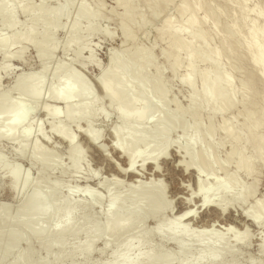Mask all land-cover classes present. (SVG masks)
<instances>
[{"label": "bare ground", "instance_id": "bare-ground-1", "mask_svg": "<svg viewBox=\"0 0 264 264\" xmlns=\"http://www.w3.org/2000/svg\"><path fill=\"white\" fill-rule=\"evenodd\" d=\"M31 1L33 0H0L2 61L6 62L9 50L26 49L30 37L36 34L38 24H42L44 29L42 40L33 45L37 72L20 74L15 78L11 90L18 94V99L14 100L0 93V141L8 140L13 147V156L31 163L39 171H54L57 168V158L43 153L42 148L33 140L35 134H42L40 126L27 121L30 120L32 111L39 109L43 102L49 100L61 103L62 112L51 107L41 108L40 111L49 122L51 132L66 145L69 159L75 156L78 148L76 138L69 134L68 127L73 124L79 128L82 122L91 124L88 120L98 113V100H95L90 87L75 71L65 65L49 68L47 60L54 51L66 54L74 46L75 39L81 32L80 19L90 22L87 32L82 34H92L95 12L89 7H83L82 0H63V4H56L51 9L45 8L42 3L33 4ZM24 2L30 3L21 9L26 18L23 30L21 33L14 30L12 36L5 37L2 34L4 26L8 27L5 29L17 26L13 20L7 21L10 19L12 5L20 7ZM114 2L123 7L120 20L128 19L127 12L133 9L132 1ZM152 2L151 8L155 13L157 4ZM221 2L233 4L239 16L222 12ZM248 2L249 0H212V3L205 4L199 0H182L176 6L181 24L174 26L170 17L162 20L159 37L169 39L162 57L166 62L171 60L168 64L170 72L174 75L182 60L187 63L186 71L179 78V85L187 88L189 93L186 108L180 107L174 99H167L170 91L162 81L158 69L153 77L148 76V65L153 62L150 53L140 48L130 51L126 46L134 41V29L142 28L145 17L128 19L130 26L121 24L118 33L123 43L109 53L108 61L96 81L109 111L116 116L110 129L111 146L124 162L123 166L108 157L104 153L106 150H102L104 148L98 150L115 173L110 184L105 187L107 205L101 214L103 223H97L91 212L103 203L102 199L91 195L88 203L81 204L74 200V189H69L67 196L62 199L59 196L60 186L50 184L41 177L22 193L16 208L0 210L4 211L0 220V264H36L30 245L26 251L18 250L21 243H30L31 239L42 242L43 251L50 256L49 261L67 260L61 263L76 264L75 258L80 257L82 260L78 264H91L88 258L95 240L104 237L109 238L107 242H112L123 236L124 240H119L106 264H235V246L247 248L250 245V231L264 232V204L253 200L252 193L241 190L235 177L227 172L226 162L217 158L216 148L209 141L214 129L209 124L207 134H202L201 124L198 122L199 111L197 112L195 105L199 103L212 114L222 113L234 105L235 93H238L239 100L244 105L243 136L233 133L229 120L224 121L217 130L223 135V142L229 139L233 143L226 153L227 161L236 158L237 170L251 172L250 163L239 147L243 141L253 150L252 156L264 160V104L255 112L254 106L247 103V98L255 93V83L251 77H247L235 89L230 74L221 63L222 58L231 53L245 56L244 61L252 67L257 81L264 84V9H246ZM67 7H70L69 14L66 13ZM224 15L228 16L227 23L223 20ZM248 15L253 17L246 25L244 17ZM64 16L67 18L66 22L60 27L59 22ZM59 28L63 35L68 36L62 44L54 43L52 38L53 32ZM209 31L218 35L219 46L213 45ZM74 58H81L79 52L74 53ZM199 63H209V66L199 71ZM27 97L28 100L25 99ZM76 98L80 100L74 102ZM171 105L175 106V110L169 109ZM186 114L193 119L190 124L185 120ZM100 118H108L107 113ZM86 125L81 134L89 139L92 133L88 126L86 129ZM176 131L181 136L172 142L169 138ZM100 138H97V143ZM90 142L93 146L92 141ZM173 144L176 150L173 152L176 157L174 168L183 173L189 172L194 177L193 189L189 185H180L186 191V196H176L177 200H181L182 206L174 214L172 202L165 199V189L161 185L162 168L160 169V161L169 160L168 150ZM147 170L150 171L148 174ZM220 171L224 178L213 179L209 184L207 179H212ZM25 177L24 173L23 178ZM126 178L129 182L124 188L122 183L127 181ZM85 191L92 193L89 188H85ZM233 208L241 219L240 232L234 231L235 228L231 227L233 224H225V228L220 227L217 222L209 221L199 227L194 225L199 222L202 209H213L218 218L228 211H234ZM78 210L82 211L80 216H77ZM165 214L173 216L169 219L163 216ZM158 215L160 220L154 229L143 234L146 221H154ZM218 230H224L232 240L215 236ZM47 236L51 238L45 239ZM81 236L85 237V241L64 254L66 239ZM153 239L161 243V248L155 246ZM164 244L174 247L175 252L171 254L163 251ZM54 249L57 253L51 255ZM258 252L264 253V234L261 235Z\"/></svg>", "mask_w": 264, "mask_h": 264}, {"label": "rangeland", "instance_id": "rangeland-1", "mask_svg": "<svg viewBox=\"0 0 264 264\" xmlns=\"http://www.w3.org/2000/svg\"><path fill=\"white\" fill-rule=\"evenodd\" d=\"M133 9L127 12V17L129 20H135L140 16L145 17V22L142 25L141 29H134V43H127L126 46L130 51H136L138 48L147 50L150 53L153 62L148 65L147 73L149 77H153L156 74L158 69L161 74L162 81L167 85L169 89V94L167 99L169 101L175 100L180 107L186 108L188 90L179 85V78L184 74L187 69V63L182 60L180 67L175 71V74L172 75L168 68L169 60H166L162 57V51L166 48L169 43V39L164 37L160 39L159 29L162 25V20L165 17H170L173 21L174 26L181 24V18L179 17L176 6L182 0H131ZM154 1L157 4V10L155 13L152 11L151 4ZM194 1V0H190ZM202 3L208 4L212 3V0H199ZM63 0H33L31 3L39 4L42 3L43 6L47 9L54 8L56 4H63ZM30 2H24L20 7L12 5L11 14L6 18L7 21L13 20L16 22L17 26L14 29H5L8 28L4 26L2 28V34L5 37L12 36L15 32H20L23 30V24L26 21V18L22 12V7H25ZM222 12H228L233 14L234 17H238L239 13L235 10L233 4H226L224 2L220 3ZM83 7H89L95 12V17L93 20L94 32L92 34H82L87 32L90 22L84 19H80L81 32L75 39L74 46L66 53L62 54L60 51H54L47 60V67L54 68L59 65H65L66 68L75 71L81 78L87 83V85L92 90L93 96L97 105V113L95 116L88 120L91 124L82 122L79 125V128L71 124L68 127L69 134L75 136L77 143V150L75 156L72 159H69V154L66 145L61 142L56 136L51 132L49 128V122L43 116L40 111L41 108L51 107L62 112V105L59 102L45 101L43 102L39 109H34L31 116L27 122L35 123L40 126L42 134H35L33 137L34 142H36L41 148L43 153L46 155L52 154L57 158V168L54 171H39L31 163H27L12 154V146L8 140L0 141V210L14 209L20 202L22 193L27 191L30 186L33 185L38 179L44 177L47 179L48 183L56 184L60 186L59 196L63 199L67 196L69 189H74L76 192L74 194V200L80 202L81 204H86L90 201L91 195H95L102 199L103 203L97 205L95 209H92L93 219L99 223H103L102 213L104 210L105 201L107 199V191L105 189L106 184H110L112 176L115 174L111 169L109 163L104 161L101 157L99 149L105 151L104 153L113 160L121 163L124 166L122 159L118 157V154L112 149V134L110 129L116 121V116L109 111L106 100L103 99L102 91L99 89L96 81L101 73V69L106 65L108 61V55L110 52L119 48L123 43V39L120 37L118 31L121 24L130 26V21L125 19L124 21L120 20V14L123 13V7L117 5L114 0H82ZM256 7V9H264V0H249L247 8L250 9ZM135 9V10H134ZM66 13H70V7L66 8ZM252 15L244 17V23L249 24V21L252 19ZM66 16L62 17L59 25L62 27L66 22ZM228 16H223L225 23L228 22ZM15 30V32H14ZM43 25L38 24L36 26V34L31 36L29 39L28 46L26 49H11L7 52L6 62L2 61L0 58V93L5 94L6 96L16 100L18 99V94L11 90V86L16 77L20 74H31L35 73L38 70V64L35 59V50L33 45L42 40ZM14 32V33H13ZM212 35V43L215 47L219 46L218 35L213 31H209ZM67 35H63L61 28L58 31L53 32V41L56 44H62ZM185 38V36H184ZM79 52L81 56L80 59L74 58V53ZM245 56H240L238 53H231L227 57H223L221 63L223 64L224 70L230 74L233 86L236 89L244 78L251 77L255 83L254 90L255 93L253 96L247 98V103L252 104L255 112L258 111V108L264 104V84L261 81H257L255 72L252 70V67L245 60ZM156 65V66H155ZM209 66V63H199L197 65V70L206 69ZM156 67V68H155ZM4 68V69H3ZM251 79V80H252ZM236 101L234 105L225 112L212 114L209 110H206L197 103L196 110L198 112V122L201 124L202 134H207V127L209 124L212 125L214 129V134L210 137L209 141L216 148V156L219 160L225 161L226 170L229 174L233 175L237 180V183L241 186V190L246 193H252V199H256L257 203L264 204V160L260 159L258 156H252L253 150L245 145L244 141L240 142L239 147L243 151V155L248 159L250 163L251 172L245 173L243 170H237V161L238 159L232 158L227 161V151L233 143L227 139L225 142L222 141L223 135H221L217 130L218 127L226 120H229L232 124L233 133L235 135L243 136V118L242 112L244 110V105L239 100L238 93H235ZM28 100V97L25 98ZM80 99L76 98L73 101L78 102ZM170 110H175V106L171 105ZM107 117L102 120L100 118L103 114ZM102 114V115H101ZM63 115V114H62ZM99 115V117L97 116ZM101 115V116H100ZM109 115V116H108ZM62 119V117H61ZM107 120V121H106ZM185 120L190 124L193 119L189 114H186ZM63 121V119H62ZM86 129L91 131V136L89 139L83 137L82 130L85 125ZM90 125V126H89ZM88 126V127H87ZM91 128V129H90ZM141 129L148 127H140ZM98 129L100 131H95ZM83 130V131H84ZM79 131H81L79 133ZM100 132V134H98ZM264 132V129L262 130ZM96 136L101 137L97 143ZM97 133V134H96ZM89 134V132H88ZM39 137H38V136ZM37 136V137H36ZM95 136V138H94ZM181 136L179 131H176L171 134L169 140L172 142L177 141ZM86 139V140H85ZM92 139V140H90ZM94 139V140H93ZM96 139V140H95ZM90 141H92V144ZM94 143H96L94 145ZM101 144V146H99ZM96 146V147H95ZM101 147V148H97ZM96 148V150H95ZM173 149V150H172ZM174 144L169 148V160L160 161V169L162 176V187L165 189V199L169 202H172L171 208H173V214L177 209H179L182 204L181 200H177V195L186 196V191L180 185H189L191 189L194 187V177L192 174L183 173L178 168H174V160L176 159ZM176 151V150H175ZM171 152V154H170ZM100 154V155H99ZM171 158V160H170ZM253 159V160H252ZM138 166V165H137ZM176 169V170H175ZM171 170V171H170ZM147 174L150 172H148ZM163 172V173H162ZM26 174V177L23 178V174ZM114 173V174H113ZM146 174L147 177H149ZM161 177V176H160ZM224 178L223 172H218L212 179H207V182L210 184L213 179L222 180ZM127 180V181H126ZM125 183H122V186L125 188L129 180L126 178ZM122 187V188H123ZM85 188L91 190V194H88L85 191ZM182 189V190H181ZM237 191H234L236 193ZM176 198V199H175ZM176 201V202H175ZM176 203V204H175ZM175 204V205H174ZM100 207V208H99ZM197 208V206H196ZM228 211L227 214L223 217L217 218V213L213 209L201 210V215L199 216V222L195 223L196 227L202 226L205 223L217 222L220 227L225 228V224L232 226L235 232H240V227H242L241 219H239L237 210ZM4 211H0V220ZM82 211H77V216H80ZM215 213V214H214ZM232 213V214H231ZM235 214V215H234ZM169 219L172 218V214L168 216ZM215 218V219H212ZM220 218V219H219ZM238 218V219H236ZM212 219V220H210ZM160 220L158 215L154 221L148 220L143 226V234L148 231H151L156 226L157 222ZM203 220V221H202ZM214 220V221H213ZM228 220V221H227ZM220 221V222H219ZM238 221V222H237ZM219 222V223H218ZM222 222V224H220ZM230 224H228V223ZM234 222V223H233ZM224 223V224H223ZM239 224V225H237ZM241 224V225H240ZM194 227V228H196ZM239 227V228H238ZM253 230L252 228H250ZM196 230V229H194ZM264 234L263 231H250V245L247 248L240 246H235V264H263L264 263V253L260 254L258 252V244L261 241V235ZM217 237L229 238L232 240L230 235L224 230H218ZM51 238L47 236L45 239ZM124 236L121 239L116 241L107 242L109 238L101 237L95 240L91 246V254L88 258L91 264H106L111 259V252L116 247V244L119 240H124ZM112 240V239H110ZM85 241V237L71 238L66 239V245L63 248L64 254L68 253L71 248L75 245L82 244ZM155 246H160L161 243L153 239ZM213 243V242H212ZM31 247V250L34 252L36 257V264H62L61 262L67 260H62L59 262H52L50 256H47L42 249V242H37L35 240H30V243L23 242L19 245L18 250L26 251ZM169 244H164L162 246L163 251L167 253H174L175 249ZM57 253V250L54 249L51 255ZM81 258H75V263H81ZM5 264V263H2Z\"/></svg>", "mask_w": 264, "mask_h": 264}]
</instances>
